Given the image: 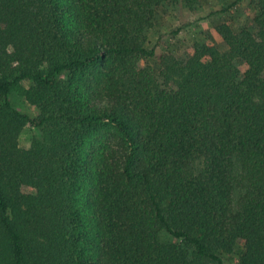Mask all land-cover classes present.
Segmentation results:
<instances>
[{
  "label": "trees",
  "instance_id": "trees-1",
  "mask_svg": "<svg viewBox=\"0 0 264 264\" xmlns=\"http://www.w3.org/2000/svg\"><path fill=\"white\" fill-rule=\"evenodd\" d=\"M197 2L0 0V264H264V0L156 72Z\"/></svg>",
  "mask_w": 264,
  "mask_h": 264
},
{
  "label": "rangeland",
  "instance_id": "rangeland-1",
  "mask_svg": "<svg viewBox=\"0 0 264 264\" xmlns=\"http://www.w3.org/2000/svg\"><path fill=\"white\" fill-rule=\"evenodd\" d=\"M251 1L198 0L194 9H188L181 3H166L157 8L146 43L154 51V57L148 60L150 66L157 72L160 68L157 61L159 54L169 52L175 57H182L186 49L194 43H209L220 52H225L227 47L214 33V28L223 23L228 24L234 31L241 27H251ZM21 85L27 88L29 82L22 81ZM9 101L19 111L33 115L34 108L16 90L10 93ZM37 134V130L25 126L20 133L19 146L28 149L31 137ZM241 249L242 244L238 243L232 253H221L220 256L226 264H235Z\"/></svg>",
  "mask_w": 264,
  "mask_h": 264
}]
</instances>
